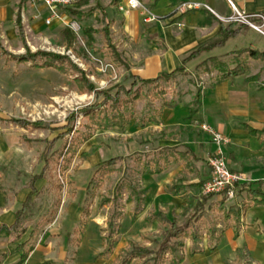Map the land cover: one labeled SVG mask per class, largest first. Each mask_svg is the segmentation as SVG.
<instances>
[{"label": "rangeland", "instance_id": "obj_1", "mask_svg": "<svg viewBox=\"0 0 264 264\" xmlns=\"http://www.w3.org/2000/svg\"><path fill=\"white\" fill-rule=\"evenodd\" d=\"M114 6L112 0H87L61 11L64 22H55L48 27L45 21L49 18V13L41 4L32 3L30 0H0V194L5 195L6 200V205L0 207V226L13 223L14 213L20 209L23 200L31 191L30 181L43 171L47 160L49 162L46 177L37 183L39 193L33 197L19 231L13 237H1L0 250H4L11 241L17 245L16 236L23 230H27V233L19 243L28 239L30 233H35L33 242L39 241L45 231L57 228V216L67 214L70 209L74 210L75 229L91 196V225L83 239L85 259L96 257L102 251L101 247L108 250L112 242L116 243V249L119 250L130 243L144 245V238L161 240V229L159 233L156 230L154 233H145L142 222L136 223L134 218L129 219V214L137 210V196L131 190L123 194L116 190L124 177L128 184H132L137 190L140 188L138 182L144 176L142 166L129 156L137 150L147 149H141L139 142L141 138H154L153 128L141 133H136L134 128L124 134L116 130L96 132L91 140L79 148L69 168L62 171L60 165L64 161L61 160L59 165L58 153L66 151V144L74 140V131H68L71 113L93 103L94 97L77 92L73 73L65 76L55 69H36L33 63H21L17 59L39 52L67 56L86 72L98 88L106 90L117 85L129 88L133 82L131 75L114 62L104 37L108 24L113 44L120 45L118 29L114 25L120 19ZM20 7L21 30L16 24ZM74 23L79 27L78 32L72 27ZM67 31L73 41L75 37V47L72 49H68ZM90 38L98 52L88 47ZM37 62L41 63V58ZM239 63H245L243 56H231L219 61L216 67L222 65V70L233 69ZM206 67L214 68L210 63ZM187 70L177 74L169 85H164L167 92L164 98L155 100L151 87L138 84L143 89L144 96L137 102L138 118L144 113L156 116L163 102L181 101L190 106L198 89L204 91L219 79V72L215 69L214 75L209 76H204V69L198 70L195 65ZM11 119L25 120L31 124L48 123L50 129L40 131L30 127L24 130L12 124ZM80 123L81 118L77 120L76 130L80 128ZM202 134L207 135L203 132ZM52 142L55 143L49 152V144ZM82 154L87 155L85 160ZM211 154V151L207 152L205 160L198 164L203 173L201 180L204 182L211 177V168L207 161ZM117 157L122 159L112 167V174L94 192L98 185V181L94 180L98 166ZM89 186L91 190H88ZM114 199L117 200V205L105 204V201ZM240 202L241 198H228L226 206ZM171 214L174 220L182 222L181 214L170 212L169 215ZM109 218L114 220L111 229L108 228ZM148 245L155 248L154 244ZM95 246L98 248L91 254L90 248ZM184 251L185 249L178 253V259L184 256ZM16 254V251L8 250L5 258L14 259ZM5 258L0 257V260ZM229 261L228 258L226 264H230ZM254 262L256 260L245 251L237 254L233 260V264H255Z\"/></svg>", "mask_w": 264, "mask_h": 264}, {"label": "crops", "instance_id": "obj_2", "mask_svg": "<svg viewBox=\"0 0 264 264\" xmlns=\"http://www.w3.org/2000/svg\"><path fill=\"white\" fill-rule=\"evenodd\" d=\"M112 1L115 3L113 8L118 13L117 17L120 19L119 22L114 23L118 29L117 38L120 43L117 48L122 59L129 64L127 71L131 76L150 80L162 74L173 73L182 67L183 61L196 47L216 39L222 27L228 25L242 26L243 29L236 38L229 39L224 46L203 53L199 58L189 62L185 67L187 71L191 65L201 70L200 66L210 59L214 58L219 62L231 56L237 57L245 50L264 52V36L243 24H232L225 21L235 12L232 4L237 12L245 15H264V0H139L157 18V21L151 23L143 21L144 14L140 11L119 12V0ZM194 2L206 4L213 10V13L208 10L186 11L185 9L177 12L182 4ZM243 57L247 73L237 77L234 83L216 82L206 87L203 91L199 113L193 119L188 118L186 104L179 101L174 109L162 111L158 118L159 125L150 124L141 129H135L131 125L124 131L120 129L104 131L116 130L124 134L130 128H134L136 133H141L153 128L155 137L141 138L139 142L141 149L144 147L147 149L137 150L133 154L153 156L167 149H177L178 152L184 154L191 151L197 158L193 161L196 167L194 173H190L184 167V163L189 162L187 157L182 163L170 164L161 173L144 174L140 177L138 191L143 194L145 202L139 209L129 214V219L134 218L136 223L142 222L143 232L154 233L156 230L159 233V229L162 231L163 228L157 221L148 220L152 214L162 212L173 220L174 217H171L172 214L169 215L170 212L182 213L185 199L170 191L174 182L183 180L185 186L202 182L203 173L198 164L205 160L207 152L211 151L213 154L215 147L210 138L202 134L200 124H209L232 140V144L227 148L228 166L231 171L244 176L245 182H264V145L261 140L250 135L244 128V125H248L264 131V61H255L246 55ZM203 75L209 76L204 72ZM26 140L25 138V142ZM144 142L148 143L144 144ZM188 193L198 197L201 195V189L190 187ZM1 195L3 194H0V197ZM4 199L5 195H3V200L0 198L2 208L6 205ZM26 199L23 200L20 209L14 213L13 223L2 224L0 228L10 227L15 223L17 213L22 209ZM81 220L82 215L74 229V210L70 209L67 214H59L55 219L57 228L45 231L40 240L35 241L34 251L30 253L24 264H113L121 250L129 247L130 244L119 250L115 247L112 255L99 257L107 252L101 247L102 251L96 257L93 256L90 260L85 259L83 239L87 236L91 224L89 222L84 235L76 236L75 230ZM31 234L22 243L29 240ZM4 236L13 237L2 231L0 238ZM20 241H17V245L11 241L4 250H0L2 258H5L8 250L17 252L14 259H1L0 264L19 262L21 254L17 248L21 244ZM208 245L207 239H204L200 245L203 253L191 256L192 243L186 241V247L183 248L185 251L182 253L184 256L181 257L183 261L180 264H226L228 258L229 263L233 264L237 254L243 251L256 260L255 264L264 263V208H252L245 214L238 236L233 227H230L224 230L222 241L214 251H210ZM97 248L96 246L91 247L90 253H94V249Z\"/></svg>", "mask_w": 264, "mask_h": 264}, {"label": "trees", "instance_id": "obj_3", "mask_svg": "<svg viewBox=\"0 0 264 264\" xmlns=\"http://www.w3.org/2000/svg\"><path fill=\"white\" fill-rule=\"evenodd\" d=\"M85 1L87 0H84L83 2ZM21 7L16 18V24L20 30L22 29ZM108 27L109 25L107 24L105 28L106 30L104 31V37L106 39V45L110 49L111 56L113 57L114 62H116L119 66L129 70V64L122 59L121 53L110 38ZM242 29V26L236 27L235 25L222 27L216 39L196 47L183 61L182 67L176 69L173 73L162 74L159 77L150 80H143L139 77L131 76L133 82L129 88L124 85H117L106 90L99 89L88 78L86 72L78 68L67 56L39 52L35 55L17 58L21 63H33V66L36 69H55L57 72L65 76H70L73 73V81L77 92L82 95L94 97L93 103L78 108L76 111L71 113L68 131L69 133H73L74 131V140H71L66 144V151L63 150L58 153L59 165L61 160L64 161L63 165H60V167H62V171H66L69 168L72 159L77 156L79 148L92 139L96 132H104L112 129H120L124 131L131 125L135 129L145 128L150 124L159 125L160 120L158 118L162 111L164 109H174L178 105V102H163L156 116L144 113L140 118H138L136 112L137 102L144 97L143 89L140 88L138 84L151 87L155 100L164 98L167 95L164 85H169L177 74L185 72V67L189 62L199 58L203 53L210 52L213 49L224 46L229 39L236 38ZM66 34L68 36V49H72L73 46L75 47V37L73 41V38L70 36L68 31ZM88 47L90 50L98 52L94 46L92 38L88 41ZM240 55H246L249 59L255 61H264V52L245 50L240 52ZM39 58L42 60L41 63L37 62V59ZM208 63L214 66V68L206 67ZM217 63L218 60L213 58L204 62L200 66V69H204L203 72L205 74H212L214 71L213 69L218 71L219 79L217 83L226 81L234 83L237 77L244 76L247 73V68L244 63H239L235 68L226 70L221 69L222 65L216 67ZM202 99L203 90L198 89L193 98L192 104L190 106H186L189 119H193L199 113V108L202 105ZM80 118V128L76 130L75 127L77 125V120ZM10 121L15 126L26 130L30 127L34 130L40 131L50 129V125L48 123L31 124L29 121L21 119H11ZM244 128L250 133V135L261 140L264 145V131L254 129L248 125H244ZM54 143L55 142L49 144V152L51 151V147ZM150 157L151 155H143L140 153H135L130 156L131 160L142 166V172L145 175L161 173L163 169L168 167L170 164L182 163L183 161H186L187 157L189 162H185L184 167L190 173H194L196 171L193 161L197 160V158L191 151L184 154L178 152L177 149H167L154 154L152 158ZM82 158L85 160L87 155L82 154ZM121 159L122 158L120 157L113 158L98 166L94 176V180L98 181V185L94 188V192L96 191L95 189H97L104 182V180L112 174V167H114ZM48 170L49 162L47 160L42 173L34 176L30 181L29 188L31 191L23 204L22 209L18 211L15 223L10 227L2 226L0 228V233L5 231L9 235H15L16 232L19 231L22 221L26 217L30 206L32 205L33 197L39 193L36 185L40 180L45 179ZM204 183L205 182L202 181L196 185L185 186L183 185V180L174 182L170 191L174 195H180L185 199V205L181 213V217L183 219L182 222L174 219L171 220L162 212L152 214L148 220L151 222L157 221L163 228L161 240L154 241L151 238H144V245L130 243L128 248L121 250L113 264H180L183 261V258L178 259L177 255L185 247L186 241H190L192 243V249L190 251L191 256L203 253V250L200 249V245L204 239H207L208 241V249L210 251H214L222 241L224 230L233 227L236 232V236H238L242 227V218L245 214L252 208H264L263 181L256 183L244 182L237 185L234 192V198H241V202L230 207L226 206V202L229 198L227 191L223 192L221 195L204 196L201 193L198 197L188 193V188L198 187L202 189ZM89 189L91 190V186H89L88 190ZM116 190L120 194L131 190L133 194L137 196V200L135 201L138 209L145 202L143 194L140 193L132 184H128L125 177L124 180L121 181V184L117 186ZM90 198V200H87L84 208L82 220L75 230L76 236L84 235L89 226L92 215L91 207L93 205V196ZM116 202L117 200L115 199L107 200L105 201V204L115 205ZM219 216H222V218ZM113 226L114 220L109 218L108 228L111 229ZM26 233L27 230H23L21 233H18L16 241L21 240L22 236ZM34 238L35 233H32L29 240L19 244L17 251L21 254V258L17 264H24L30 253L34 251ZM148 244H154L155 248H152ZM115 247L116 243L112 242L107 252L101 254L99 257L112 255Z\"/></svg>", "mask_w": 264, "mask_h": 264}, {"label": "built area", "instance_id": "obj_4", "mask_svg": "<svg viewBox=\"0 0 264 264\" xmlns=\"http://www.w3.org/2000/svg\"><path fill=\"white\" fill-rule=\"evenodd\" d=\"M32 3L41 4L44 6L48 13L49 18L46 19V26L50 27L55 22L63 23V16L61 15V11L67 10L73 6L78 5L84 0H30ZM234 9V14L227 18L225 21L227 23H238L248 26L252 30L258 32L262 36H264V15L258 14L255 16H248L243 13L237 12L234 5L232 4ZM200 11V10H208L213 13V10L202 3H185L182 4L177 12L184 11ZM119 12L126 11H140L144 14L143 21L145 23H151L157 21V18L152 15L139 0H119L118 6ZM259 22L256 24L255 22ZM74 27V31L78 32L79 27L74 23L72 25ZM200 130L207 134L210 138L211 143L215 147V152L208 159L209 166L211 168V177L205 181L201 193L204 196L208 195H221L223 192H228V197L233 198L234 192L236 190L237 185L245 182L244 176L239 173H235L230 170L228 166L227 159V148L232 144V140L226 136L225 134L218 132L215 128L210 126L209 124H200Z\"/></svg>", "mask_w": 264, "mask_h": 264}]
</instances>
